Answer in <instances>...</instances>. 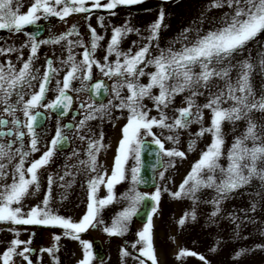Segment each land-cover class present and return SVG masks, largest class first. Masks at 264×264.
I'll use <instances>...</instances> for the list:
<instances>
[{"label": "snow or ice", "instance_id": "1", "mask_svg": "<svg viewBox=\"0 0 264 264\" xmlns=\"http://www.w3.org/2000/svg\"><path fill=\"white\" fill-rule=\"evenodd\" d=\"M87 2L88 0H32L27 13L20 14V0H0V30L20 34L26 28L49 17H57L63 21L74 13H89L92 8L103 7L112 10L118 6L140 4L143 0H107V3L103 4L102 0H91L92 8L85 6ZM225 6L231 9V14L224 13L222 26L209 30L203 35L197 33L191 39L188 34L190 30L184 29L181 36L186 43H183L181 48L174 49L169 46L160 49L159 54L155 56H152L150 49L153 46L159 47L155 42L159 39V33L164 26L163 11L150 25L148 43L134 53L131 49L123 51L120 46L129 33L137 30L127 25L115 27L101 63L94 56L99 42L104 37L89 26L91 41L90 47H86L81 40L68 39L71 36H79L76 25H73L69 31L55 39L37 40L35 36H30V54L19 69L11 61L0 64V128L7 129L0 131V141H3L0 142V161L7 159L10 162L16 156L19 157L18 163L14 165L12 182L0 184V223L59 227L64 230L65 236L78 240L80 233L103 223L99 219L100 213L116 202L114 188L127 178L125 166L129 159H134L137 166L130 170L133 187L121 197L128 201V206L112 220L110 227L104 228L110 236L124 235L129 222L138 214V206L142 202L151 201V204L145 203V207L155 214L160 201L159 189L149 197L137 192L135 188V185L142 182L139 165L141 151L147 146L144 137H152L151 144L155 145L164 156L186 159L184 151L166 149L164 142L153 132V128L175 132L177 129L186 130L193 123L202 125L204 109L210 111V125L201 126L195 136L199 138L209 134L211 143L202 150L200 158L192 165L190 172L179 185V190L172 194L174 198H180L182 195L194 197L202 188H214L218 194L215 203L219 205L220 199L227 198L229 194L237 192L254 179L264 182V123H261L256 116L257 113L264 114V95L256 93L251 85L253 63L248 59L235 60L246 50L250 42L264 34V0H213L210 9ZM85 19L89 17L86 16ZM103 19V17L99 18L101 27H104ZM61 41L68 43L67 58L62 61L68 66V70L62 81L55 80L57 94L54 100L45 103L47 93L53 90L50 85L53 84L54 77L59 74V69L53 67V61L49 59L41 75L39 69L34 67V62L41 44H59ZM77 46L84 49L81 53L82 59L79 61L76 60L73 52ZM12 51L15 49H0V54ZM113 56L114 62L109 63V57ZM260 64L264 66V60H261ZM94 66L109 80L115 78V83L111 86L114 98L119 101L115 107L117 110L128 112L127 123L121 130L122 138L118 143L111 175L107 176V173H104L89 179L87 211L78 223L56 214L49 206L53 183L51 177L48 178V190L42 202L24 211V199L40 191L41 169L49 165L58 146H62L66 140L63 131L58 128L47 150L38 159L28 161L30 154L40 151L36 126L42 114L37 109L43 107L47 110H58L61 115H66L73 103L69 92L89 91L92 97L106 95L109 87L103 80L91 84L90 88L86 87L87 83L93 80ZM149 67L154 71L146 72L145 69ZM145 76L148 77L149 82L141 84L140 78ZM75 81L80 83L79 88L73 86ZM37 88L38 90L30 91ZM153 89H157L158 94H153ZM201 89H206L208 95L204 104L197 105L194 98L205 95V91ZM122 90L127 91L126 96L121 95ZM185 92L188 93L187 107L178 109V115L169 123V116L161 109L169 108L174 98ZM145 98L153 101L154 107L160 113L159 118L149 117L150 109L142 103ZM229 103V107H222ZM80 106L85 109L84 119L79 121L78 125V128L82 129L87 121L97 119L98 113L101 118L105 114L110 115L109 109L113 103L109 100L107 105L100 102L99 107L95 108L93 104L82 103ZM19 114H22L23 119ZM240 121L245 123V130L242 135L235 138L228 149V165L226 168L222 167L219 161L224 156L223 125L225 123L235 125ZM25 138L29 140V150H25ZM81 139L84 137L81 136ZM102 139L101 135L100 140L89 142L88 160L80 162L92 172H96L97 153L103 147ZM166 139L179 143L177 135H168ZM195 143L196 141L193 140L188 145V151L194 150ZM17 144L19 146L13 148ZM26 163L27 167H25ZM5 168L6 165L0 163V180L7 179ZM217 173H219L218 177ZM105 176H107L106 181ZM101 185L107 189L104 198L97 196ZM252 208L255 210V205ZM218 211L217 207V211L212 215L216 216ZM189 216L192 220L196 218L195 213L186 214L178 221L179 225L183 226ZM152 227V215H148L147 223L139 231L136 243L132 245L133 249L137 248V245L140 246L136 257L139 264H145L146 260L151 261V264H157ZM15 235L18 236L19 233ZM54 239L59 241L60 236H55ZM10 243L11 246L0 254L3 264H10L14 256L23 257L28 264H32L27 255L31 251L30 248L24 247L22 251H17L20 245L31 244V240L13 239ZM82 244L84 259L80 264H90L91 245L83 241ZM57 250L54 245L42 251L48 252L51 256ZM247 251L246 249L237 251L233 259L239 260ZM124 255L127 256L129 253L124 252ZM197 255L192 251L181 249L176 259ZM198 258L208 264L204 256L200 255Z\"/></svg>", "mask_w": 264, "mask_h": 264}, {"label": "rangeland", "instance_id": "2", "mask_svg": "<svg viewBox=\"0 0 264 264\" xmlns=\"http://www.w3.org/2000/svg\"><path fill=\"white\" fill-rule=\"evenodd\" d=\"M20 14H26L29 10L32 0H20ZM213 0H143L142 3L130 6H118L116 9L106 10L103 7L92 8L91 0H88L86 7L92 8L89 13H74L60 20L57 17H49L45 21V31L37 40L55 39L59 35L69 31L73 25H76L79 36H71L68 39L83 41L86 47H90L91 34L89 26L94 28L97 34L104 37L99 42V47L95 52L94 58L103 63V57L106 54L107 43L110 42L112 30L115 27L127 25L137 31L129 33L121 43V50L129 49L134 53L142 46L148 43L150 34V25L155 22L161 11L165 13L162 30L159 33V39L155 42L158 48L153 46L150 51L152 56L158 55L160 49H166L171 46L174 49L182 47L186 41L182 40L181 33L184 29H189V38L191 39L197 33L203 35L209 30H214L222 26L224 13L231 14V9L227 6L221 8H211ZM107 0H102V4ZM15 7V5H14ZM115 13V14H113ZM89 19H85V17ZM103 17V25L100 26L99 18ZM26 28L23 33H9L6 30H0V49H15V51L6 54H0V64L11 61L17 69L22 66L23 61L27 60L30 54V36ZM135 42V43H133ZM29 45V47H24ZM83 48L75 47L73 52L76 60L82 59L81 53ZM68 55L67 41H61L59 44H41L34 67L39 69L42 75L46 68V61L51 59L53 67L59 69V74L54 77L53 84L50 85L52 91L46 95L45 103L53 101L56 96L55 80L63 79L68 70V66L62 63ZM115 57H109V63L114 62ZM248 59L253 63V73L251 75V85L256 93L264 95V66L260 64L264 60V34L259 35L254 41L250 42L246 50L236 57L235 60ZM146 72L154 71L149 67ZM235 74V69L233 70ZM104 77L98 69L93 68V79ZM107 78V77H106ZM108 79V78H107ZM109 80V79H108ZM91 82V81H90ZM88 82L86 87H88ZM148 77H141L140 83L147 84ZM36 83V82H34ZM115 83V78L109 80V93L102 101L92 99L88 91L74 95V107L78 109L75 115L68 114L61 118L56 116L50 110L43 107L38 109L46 113V118L42 126L36 128L39 137V152L30 154L28 161L38 159L44 151L47 150L51 139L55 136L57 129L68 134L70 144L65 149H57L49 165L40 171V191L27 196L23 201L24 211L29 210L40 204L48 190V178L53 179L51 185L50 207L56 214L78 223L87 211L88 203V181L90 178L107 173L111 175L114 163V157L117 153L118 143L122 138V128L127 123V110H117L115 105L119 104L111 92V86ZM218 83H220L218 81ZM79 88L81 85L78 81L73 84ZM32 89L30 91H35ZM204 96L195 97L197 105L206 102L208 92L206 89ZM153 94H158L157 89H153ZM122 96L127 95L126 90H122ZM188 93L177 95L169 108L161 109L169 116V123L178 115L177 110L187 107L186 98ZM28 97H26L27 99ZM112 100L113 106L110 107V115L97 114V119L87 121L82 129L78 128L79 121L84 119L85 109H82L78 103L93 104L94 108L99 107L100 102L107 105ZM142 103L150 109L149 117L159 118L160 113L154 107L153 101L145 98ZM224 104L222 107H229ZM23 119L22 114H19ZM203 122L201 124L193 123L186 130L177 129L170 132L167 129L153 128V132L165 144L166 149H176L186 153V159L176 157H166L162 153L163 166L157 171L156 185L151 188H141L135 185L136 191L144 195H152L157 189L160 190L161 196L157 211L152 214V237L153 246L157 258V264H205L198 256L202 255L208 264H261L264 263V182L254 179L247 186L237 192L231 193L227 198L220 199L219 205L215 203L218 194L214 188H202L194 197L181 196L174 198L172 195L179 190V185L186 178L191 170L192 165L200 158L202 150L211 143V136L205 134L197 138L195 133L201 126L210 125V111L203 110ZM257 119L264 123V114H256ZM70 120L72 127L66 129L64 121ZM245 123L237 122L235 125L225 123L223 132L225 137L224 156L219 161L222 167H227V151L231 147L237 136L243 134ZM26 131V130H25ZM101 135L103 147L97 153L96 172H92L81 161H87V151L89 142L100 140ZM168 135H177L179 143L168 141ZM81 136L84 139H81ZM150 138L152 137H144ZM11 139V138H6ZM195 140L193 151H188V145ZM3 142V141H0ZM25 150H29V140L25 138ZM19 146L14 145L13 148ZM19 157L16 156L10 162L7 159L0 161L6 165L5 171L7 179L0 180V184L11 183V176L14 172V165L18 163ZM175 165V166H172ZM28 164H25L27 167ZM137 166L134 159H129L126 167V179L114 188L116 202L107 206L100 213L99 219L103 223L90 227L86 232L79 234V239H71L64 235V230L59 227H49L40 225H10L0 223V254L11 246L13 239L20 241L31 240V244H22L17 251H22L24 247L31 249L27 253L32 264H80L84 259V248L82 241L92 245L94 238H99L103 244L105 256L102 259L95 257L92 247H90V264H139L136 258L139 254L140 246L133 249L132 245L138 239V233L147 223L132 218L128 224L127 231L122 236H110L104 231L105 227H110L112 220L128 206V201L121 197L133 187L131 181V168ZM163 173V176H161ZM217 177L219 173L216 174ZM63 176V179L61 177ZM105 176V181L107 180ZM219 183V180H217ZM71 185L70 187L68 185ZM63 185V187H62ZM34 191V190H33ZM107 195V189L101 185L97 193L98 198H104ZM255 205V210L252 206ZM142 203L138 206L141 208ZM219 211L216 216L212 213ZM195 213V220L190 216L186 223L180 226L178 221L184 218L186 214ZM19 235H15V233ZM60 236L59 241L54 239ZM58 249L49 255L48 252L42 251L53 246ZM181 249L192 251L197 256L184 257L177 260L176 256ZM212 249H215L213 251ZM242 249L248 250L239 260H234L233 256L237 251ZM124 252L129 255L125 256ZM141 259H143L141 257ZM0 264L3 261L0 260ZM10 264H28L23 257L14 256ZM145 264H151V261H145Z\"/></svg>", "mask_w": 264, "mask_h": 264}, {"label": "water", "instance_id": "3", "mask_svg": "<svg viewBox=\"0 0 264 264\" xmlns=\"http://www.w3.org/2000/svg\"><path fill=\"white\" fill-rule=\"evenodd\" d=\"M44 29H45V25L43 22H40V21L36 25L28 27L30 34L35 37L40 36L44 32ZM100 80H103L109 87V81L103 77H98L92 80L90 84L88 85V87L90 88L91 84L96 83L97 81H100ZM88 93L92 99L97 100V101L104 100L108 94L107 93L106 95H102L100 97H92L89 91ZM69 95L72 96L73 103L68 113L71 112V114L74 115L77 113V109L72 108L74 104V96L71 92H69ZM37 111L41 112L42 114V118H39V124L36 126V127H40L45 120V112L42 110H37ZM51 111H53L56 115L60 117H64L68 114L67 113L66 115H61V112L58 110H55V111L51 110ZM65 125L67 126V128H71L72 122L66 121ZM65 137H66V140L62 143V146H58L59 149L66 148L69 145L67 135H65ZM144 139L147 142V146L143 148L141 151V163L139 165V168H140L139 175H140V179L142 182L137 185L138 187H141V188H149L156 184V170H158L163 165V161H162V155L159 152L158 148L155 145L151 144V139H147V138H144ZM145 196H149V195H145ZM145 203L151 204V201L142 202V207L138 210V214L135 216L136 219H138L139 221H144L147 219L149 208L145 207ZM92 250L98 259H102L104 257V251H103V247H102V243L100 239L98 238L93 239ZM261 264H264V263H261Z\"/></svg>", "mask_w": 264, "mask_h": 264}, {"label": "flooded vegetation", "instance_id": "4", "mask_svg": "<svg viewBox=\"0 0 264 264\" xmlns=\"http://www.w3.org/2000/svg\"><path fill=\"white\" fill-rule=\"evenodd\" d=\"M57 116V115H56ZM59 117V116H58ZM64 126H65V121H64ZM3 130V131H6L7 129L6 128H0V131ZM66 134V133H64Z\"/></svg>", "mask_w": 264, "mask_h": 264}]
</instances>
